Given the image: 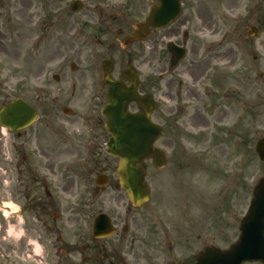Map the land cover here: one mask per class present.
Segmentation results:
<instances>
[{
    "label": "flooded vegetation",
    "instance_id": "flooded-vegetation-1",
    "mask_svg": "<svg viewBox=\"0 0 264 264\" xmlns=\"http://www.w3.org/2000/svg\"><path fill=\"white\" fill-rule=\"evenodd\" d=\"M76 1L83 3L80 13H70L69 4L62 10L43 5L42 12L48 15L45 30L50 34L43 38L41 31L40 36L29 38L35 50L39 44L52 46L48 63L54 62L57 69L39 71L27 87L23 77V86L0 87V112L21 99L36 113L32 124L12 133L0 125V233L2 241L13 239L11 248L0 246V264H197L208 251H226L227 247L211 245L207 205L201 198L199 202L159 200L142 218L114 198L117 160L107 153L110 136L101 114L107 104L106 84L129 86L122 74L133 64L158 62L157 88L190 52L191 59L177 73L188 74L192 88L198 87L211 68L210 58L219 50L195 39L191 45L187 32L179 38V27L192 21L183 11L192 14L194 7L186 6L196 1L179 0L175 21L165 28L143 29L139 35L143 39L129 44L126 39L134 27L159 6L156 0ZM67 12L78 17L69 32ZM170 43L185 53L173 68ZM262 46L256 41L258 50ZM69 57L68 71L58 66ZM255 62L261 65L264 58L257 55ZM213 76L210 84L216 85ZM139 93H149L140 79ZM128 111L143 113L134 104ZM97 179L104 185H97ZM8 203L16 209L8 213L10 217ZM99 214H105L111 224L110 237L98 239L92 234ZM35 242L41 247L39 253Z\"/></svg>",
    "mask_w": 264,
    "mask_h": 264
},
{
    "label": "rangeland",
    "instance_id": "rangeland-1",
    "mask_svg": "<svg viewBox=\"0 0 264 264\" xmlns=\"http://www.w3.org/2000/svg\"><path fill=\"white\" fill-rule=\"evenodd\" d=\"M195 1L186 6L194 7L192 14L183 11L192 21L179 27V38L187 32L191 45L195 39L204 45L215 44L219 50L218 55L210 58L211 68L198 87L192 88L188 74L177 73L191 59L190 52L175 72L163 77L157 88L155 76L161 71H157L159 63L133 64L145 88H156L152 94L158 111L153 121L162 125L164 133L155 147L166 156L165 167L160 171L145 162L150 202L143 209L133 211V215L142 218L162 199L199 202L202 198L207 203L211 245L228 247L237 241L253 189L264 175V163L254 153L255 143L264 138V78L260 79L264 63L255 62L257 55L264 58V46L260 50L256 47V41L264 43V0ZM69 2L0 0L1 88L21 85L22 77L28 80L27 87L34 74L57 69V64L48 63L52 46L39 44L35 50L34 41L29 38L40 36L41 31L43 38L50 34L45 30L48 15L46 10L42 12L43 5L68 9ZM77 18L67 12V32L75 26ZM251 27L258 29L257 40L246 37ZM66 42L70 44L72 40ZM230 49H234L231 56L224 58ZM71 60L69 57L58 66L68 71ZM211 75L217 77L216 85L210 84ZM113 195L123 205H129L122 192L116 190ZM1 236L0 233V240ZM1 242L0 246L11 248L13 239ZM39 248L35 242L36 253Z\"/></svg>",
    "mask_w": 264,
    "mask_h": 264
},
{
    "label": "water",
    "instance_id": "water-1",
    "mask_svg": "<svg viewBox=\"0 0 264 264\" xmlns=\"http://www.w3.org/2000/svg\"><path fill=\"white\" fill-rule=\"evenodd\" d=\"M161 7L154 10L144 26L158 28L174 19L178 13L177 0H159ZM79 3H74L72 9L79 11ZM136 28L134 36L138 34ZM255 35V29L248 36ZM170 49L172 46L170 45ZM182 55L175 54L173 62ZM123 78L129 81L128 88L121 84H111L108 95L109 104L103 110L107 118V131L112 135L107 150L119 159L117 175L119 187L126 193L133 207H140L149 199V190L144 184L143 160L151 157L153 165L160 169L164 166V156L154 150L152 144L158 139L161 130L149 120L155 112L156 105L150 95L140 96L137 93V80L131 69L125 72ZM135 103L145 111V115L129 114L127 107ZM35 113L23 102L15 101L0 115L3 123L9 128L24 127L31 123ZM259 160L264 161V140H259L255 147ZM254 199L250 204L246 217L240 225L239 242L230 251L220 254H206L204 264H243L245 262L264 263V177L259 186L253 190ZM111 229L105 216L95 219L94 235L105 237ZM99 234V235H98Z\"/></svg>",
    "mask_w": 264,
    "mask_h": 264
}]
</instances>
